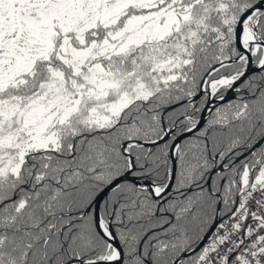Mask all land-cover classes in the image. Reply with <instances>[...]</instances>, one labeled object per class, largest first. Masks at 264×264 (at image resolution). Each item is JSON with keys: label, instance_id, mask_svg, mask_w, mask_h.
Here are the masks:
<instances>
[{"label": "snow or ice", "instance_id": "snow-or-ice-1", "mask_svg": "<svg viewBox=\"0 0 264 264\" xmlns=\"http://www.w3.org/2000/svg\"><path fill=\"white\" fill-rule=\"evenodd\" d=\"M0 264H264V0H0Z\"/></svg>", "mask_w": 264, "mask_h": 264}]
</instances>
